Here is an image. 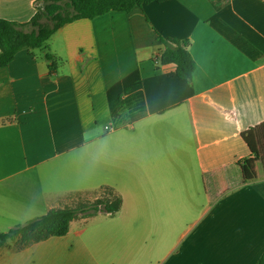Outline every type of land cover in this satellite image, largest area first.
<instances>
[{"label": "crops", "instance_id": "obj_1", "mask_svg": "<svg viewBox=\"0 0 264 264\" xmlns=\"http://www.w3.org/2000/svg\"><path fill=\"white\" fill-rule=\"evenodd\" d=\"M36 1L0 0V17L28 22ZM159 35L190 41L191 83L161 64ZM263 124L264 0H168L65 25L0 67V233L103 187L123 206L98 228L81 216L66 236L11 241L0 264H256L264 174L257 163L247 179L244 161L257 155L247 137L264 155Z\"/></svg>", "mask_w": 264, "mask_h": 264}, {"label": "trees", "instance_id": "obj_2", "mask_svg": "<svg viewBox=\"0 0 264 264\" xmlns=\"http://www.w3.org/2000/svg\"><path fill=\"white\" fill-rule=\"evenodd\" d=\"M168 0H37L36 13L24 23L10 21L0 17V67L8 66L21 51H32L43 48L51 36L67 24L81 19H95L110 12L130 13L136 7ZM164 44L160 56L162 65H175L177 75L192 82L197 68L195 59L190 51L188 39L158 36ZM46 58L52 62L54 58L47 54ZM264 140V124L260 127V137ZM255 158L244 161L247 179L256 178L255 165L260 163L264 174V155L254 149L252 138L247 137ZM104 197L95 200H80L74 207L53 208L45 215L20 224L7 232L0 233V247L15 241L18 249L46 241L52 237L66 236L71 229L72 222L83 216L91 217L98 213L116 215L123 206V199L110 187H103ZM256 264H264V253Z\"/></svg>", "mask_w": 264, "mask_h": 264}, {"label": "rangeland", "instance_id": "obj_3", "mask_svg": "<svg viewBox=\"0 0 264 264\" xmlns=\"http://www.w3.org/2000/svg\"><path fill=\"white\" fill-rule=\"evenodd\" d=\"M255 167H256V165H255ZM258 171H260V168L258 169ZM260 172H262V171H260ZM256 177H257V175H256ZM101 196L104 197V196H106V194L103 192L101 194ZM79 199H81V200L83 199L84 200V199H88V198H87V196H84L83 198H79ZM76 202H78V201L76 200ZM76 202L73 205H76ZM105 216H106V213H103V212L98 213V214H96L94 216H91V217H96V218L93 219V220H91L90 223H94L95 222L96 225H97V228H98V226L102 225V223H103L102 221H99V219H101V218H103ZM91 228H92L91 230H94L95 229L93 226H91ZM97 232H99V231H97ZM111 240L112 239L110 237L103 236L100 239V241H98L96 243L99 244L98 248L111 249L112 246H114V243H112ZM128 242H129L128 240H123L121 243H122V245L124 244V246L126 247V246H130V243H128ZM117 262H118V259L117 258H115V257H108V259H106V261H104L103 264H112V263H117ZM134 264H143V262L141 263V260H139L138 262H135Z\"/></svg>", "mask_w": 264, "mask_h": 264}]
</instances>
